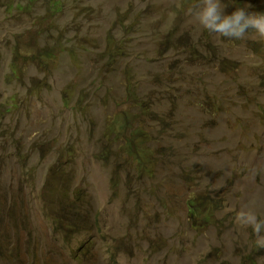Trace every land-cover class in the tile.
<instances>
[{
	"label": "rangeland",
	"instance_id": "1",
	"mask_svg": "<svg viewBox=\"0 0 264 264\" xmlns=\"http://www.w3.org/2000/svg\"><path fill=\"white\" fill-rule=\"evenodd\" d=\"M198 3L0 0V264H264V39Z\"/></svg>",
	"mask_w": 264,
	"mask_h": 264
},
{
	"label": "clouds",
	"instance_id": "2",
	"mask_svg": "<svg viewBox=\"0 0 264 264\" xmlns=\"http://www.w3.org/2000/svg\"><path fill=\"white\" fill-rule=\"evenodd\" d=\"M224 8L222 0H199L193 6V15L203 29L220 37L243 39L251 29L264 39V13L247 12L245 7H237L231 14H225ZM236 220L242 226L251 227L257 237L256 244L264 248V220L251 210L239 211Z\"/></svg>",
	"mask_w": 264,
	"mask_h": 264
},
{
	"label": "trees",
	"instance_id": "3",
	"mask_svg": "<svg viewBox=\"0 0 264 264\" xmlns=\"http://www.w3.org/2000/svg\"><path fill=\"white\" fill-rule=\"evenodd\" d=\"M18 5H19V7H22V4L19 2L18 3ZM54 9H56V11H57V9L59 10V8H60V4L59 3H57V2H53V6H52ZM40 52L44 55V56H46V55H49L50 56V54H51V50L49 49V48H41V50H40ZM48 53H50V54H48ZM68 103H69V101H68ZM125 118H127V120H122V122L120 123V126H117V133L116 134H118V135H120V134H122V133H124L125 131H126V129L128 128V126H129V121H128V115L125 117ZM124 131V132H123ZM138 132V131H137ZM141 135V134H140ZM124 144H125V148H126V151H127V154L129 155V156H132V158H135V159H137V161L139 162V163H143V160L141 159V157H139L138 155H136V153H135V155H132V154H130V148H132V147H136V144H133V142H132V139H130V142H129V139L128 138H126L125 139V141H124ZM132 146V147H131ZM146 167V165L144 166V168ZM194 204H192V206H193ZM192 214V213H191Z\"/></svg>",
	"mask_w": 264,
	"mask_h": 264
}]
</instances>
